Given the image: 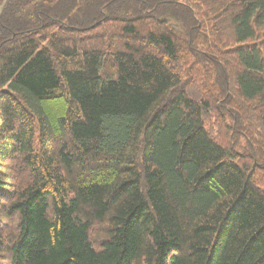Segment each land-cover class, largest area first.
Returning a JSON list of instances; mask_svg holds the SVG:
<instances>
[{
  "label": "trees",
  "instance_id": "trees-1",
  "mask_svg": "<svg viewBox=\"0 0 264 264\" xmlns=\"http://www.w3.org/2000/svg\"><path fill=\"white\" fill-rule=\"evenodd\" d=\"M199 49L261 153L264 0H0V264H264L254 168L177 68Z\"/></svg>",
  "mask_w": 264,
  "mask_h": 264
},
{
  "label": "rangeland",
  "instance_id": "rangeland-1",
  "mask_svg": "<svg viewBox=\"0 0 264 264\" xmlns=\"http://www.w3.org/2000/svg\"><path fill=\"white\" fill-rule=\"evenodd\" d=\"M228 46H232L231 40ZM201 50L209 52V50L199 49L196 51L197 62L188 55L184 62L177 65L184 87L196 99L206 100L210 104L212 111L207 115L205 122L208 132L232 154L237 153V158L241 164L254 168V181L264 191V169L262 167L264 150L262 149V152L259 153L258 148L246 144L243 137L247 128L252 130L256 128V113L250 104L239 107L237 99H233L232 103H226L222 99L220 95L222 85L220 86L218 82L216 84L217 80L221 81L215 69L219 68V65L215 64V67L211 64L206 65L203 60L205 57H202L201 52H199ZM213 50H216L215 56L217 58H227V55L224 56L223 50L225 49L220 45ZM229 82L230 85H233V79L230 76ZM230 113H234V118L230 117ZM248 122L252 125L248 126ZM100 237L102 238L103 235Z\"/></svg>",
  "mask_w": 264,
  "mask_h": 264
}]
</instances>
